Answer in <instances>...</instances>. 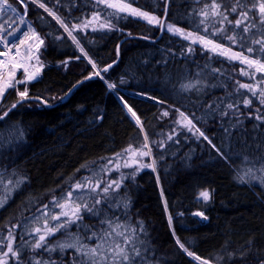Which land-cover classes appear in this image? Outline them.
I'll return each mask as SVG.
<instances>
[{"label":"trees","instance_id":"1","mask_svg":"<svg viewBox=\"0 0 264 264\" xmlns=\"http://www.w3.org/2000/svg\"><path fill=\"white\" fill-rule=\"evenodd\" d=\"M42 2L69 27L84 23L95 12H101L103 19L107 12L113 11L103 4L97 5L96 0ZM211 2L169 0L165 20L186 32L193 31L202 19L201 9ZM222 2L231 6L234 0ZM132 6L161 19L165 0H136ZM27 15L45 41L39 54L46 65L38 80L18 86L20 90L27 87L28 98L0 120V172L27 177L5 206L0 207V237L5 238L9 229L17 225L13 229L14 247H22L21 238L31 241L26 232L36 226L32 218L38 208L50 203L53 196L61 194L87 172L103 180L106 175L101 172L102 165L129 145L138 148L144 143L146 133L152 155L144 157L143 163L155 161V171L149 167L134 173L137 164L122 167L119 174L114 172L112 176L117 180L124 177L114 195L130 201L127 211L133 223L143 221L147 236L141 235V239L150 243L147 259L151 264H200L179 247L177 238L189 251L212 264H259L264 259V184L258 180L240 182L237 171L244 167L241 159L225 161L198 134L174 123L178 117L174 108L186 114H203L204 109H197L193 103L197 99L195 93L180 89L182 83L196 79L197 73L202 74L200 79H206L207 84L217 85L206 88L205 102L232 93L231 100L241 102L242 112H255L260 107L259 100L237 84V81L256 83L240 74V69L246 66L213 56L199 43L193 44L166 29L156 41L140 38L157 37L159 26L122 14L126 18L113 19L112 30L76 28L73 31L98 70L117 58L119 46L117 63L102 73L108 84L116 85L109 89L100 76L84 80L96 69L51 15L32 3L28 5ZM235 18V14L229 16L233 21ZM199 34H203L202 25ZM214 39L228 46L226 39L219 36ZM189 47L194 51L189 52ZM233 50L239 48L233 46ZM66 59H69L67 67L60 63ZM213 68L220 72L212 73ZM72 87L68 98L60 102ZM246 96L253 100L251 109L243 107ZM118 98L136 113L140 126L130 118ZM18 100L17 89H8L0 100V115ZM165 110L168 117L162 116ZM255 123L254 119L245 121L250 142ZM196 124L214 144H221L223 129L218 117ZM174 128L177 134L168 140ZM160 141H164L163 147L158 146ZM204 190L210 192L207 202L199 196ZM110 211L123 218L125 209ZM196 212H202L207 219L195 215ZM90 221L95 222L91 217L85 222ZM71 231L76 228L73 226ZM249 241H252L251 252L240 259L238 253L248 248ZM5 244L6 238L3 250ZM22 251V260L34 255L26 248ZM230 252L237 256L229 259ZM41 255L47 258L48 254L41 252ZM52 256L59 258L58 253ZM9 261L16 264L15 260Z\"/></svg>","mask_w":264,"mask_h":264},{"label":"snow or ice","instance_id":"2","mask_svg":"<svg viewBox=\"0 0 264 264\" xmlns=\"http://www.w3.org/2000/svg\"><path fill=\"white\" fill-rule=\"evenodd\" d=\"M135 2L136 0H96L97 5L103 4L105 8L113 10L106 13L103 18L105 22H99L101 12H95L92 19L86 20L82 25H73V30L88 27H92L94 31L97 29L112 30L115 27L112 22L113 19L126 18L122 15L126 13L140 17L150 25L166 29L173 35L190 40L193 44L199 43L204 50L211 52L213 56H222L229 62L238 61L241 65L246 66L240 69V74L249 77L250 80H254L256 83L237 81V84L239 89H246L252 97L259 100L260 107H257L255 112L249 111L247 114L242 112L240 109L241 102L231 100L232 93L205 102L206 88H215L217 85L207 84L206 79H200L202 74L197 73L196 79L182 83L180 89L185 93H195L197 99L193 103L197 109H204L203 114L201 116H196L195 112L186 114L180 108H174V111L178 113L174 123L180 128L198 134V138L202 137L206 140L212 149L216 151L217 156L225 161L236 158L241 159V164L244 167L237 171V179L240 182L258 180L261 184H264V87H261V85H264V0H234L231 6H226L222 0H212L211 4H205L204 8L201 9L199 15L202 19L199 21V25L193 31L187 32L173 23H167L165 19H159L147 11L132 7ZM167 2L168 0H165V17L168 12ZM29 3L36 4L51 15L72 37L80 52L87 57V53L73 35V30H69L63 20L50 8L46 7L42 0H16V4L24 9L23 15L9 0H0V15L9 12L14 13L19 22L23 24L25 23L24 17L27 15ZM231 14L236 15L234 21L229 19ZM15 22L13 19L10 23L14 24ZM4 23H9V21L6 20ZM218 24L220 27H217ZM200 25L203 26V34H199ZM228 25H232V28L229 29ZM0 31H4L3 24H0ZM16 31L18 29L13 28L7 32L6 36H0V40L4 42L6 48L8 47L7 37L14 36ZM229 31L232 34L229 35ZM23 36L24 38L20 40L19 45L13 43L11 47L16 49V55H20L21 46L27 45V49L24 50L27 53V59H34L39 66L35 68V71H30L32 67L30 64L17 62L15 59L0 60V97H3L8 89L15 88L17 84L36 80L44 67L38 55L45 43L44 39L31 26L28 27L27 32L23 33ZM217 36L226 39L229 42L228 46L217 42L214 39ZM29 41L33 43L29 44ZM233 46L238 47L239 50H233ZM188 51L192 52L194 49L189 47ZM0 55L6 54L0 52ZM117 56H119V46H117ZM62 63L67 67V61ZM89 63L93 65V68L96 67L91 59H89ZM115 63L116 61H113V64ZM111 67L112 65H108V68ZM205 67H208V65L206 64ZM19 68L24 69V80L16 79V70ZM108 68L103 71H107ZM211 71L216 73L220 72V69L213 68ZM258 73L261 74L259 77L257 76ZM95 75L99 76L100 72L97 71ZM115 87L114 84H108L109 89ZM17 94L20 100L12 104V108H15L21 100L28 98L27 87L24 91L17 90ZM242 104L244 108L251 109L253 100L246 96ZM125 107H128L126 103ZM128 111L133 117H136V113L131 107H128ZM7 115L8 112H4V115L0 116V120ZM162 116L168 117L169 112L167 110L163 111ZM217 117L219 118V126L223 129L219 146L214 144L212 139L196 124V122L206 123L207 119H216ZM250 119L257 122L253 124L251 129L253 134L251 142L247 139L249 130L245 128V121ZM137 124L140 125L138 117ZM141 131H144L142 125ZM176 134L174 128L173 134L169 135L167 139L172 140L173 135ZM151 143L155 144L157 142L151 141ZM149 144V137L145 133L143 144L138 148L129 145L121 152L116 153L113 159H108L107 163L102 165L101 172L107 175L112 170L119 171L121 167L128 168L137 164L139 166L134 169V173L141 168L149 167L155 171V161L152 164L143 163L144 157L152 155ZM237 144L239 147H237ZM158 146L163 147L164 141H160ZM109 165L112 167L110 168ZM241 171L243 175L240 174ZM123 179V176L120 180L108 181L85 177L83 180L70 185L69 191L61 197L53 196L52 201L38 208L37 215L32 218L34 224L39 226L27 229L26 234L32 237L31 241L21 238L22 247H14L13 229L17 225H13L9 229L6 238L7 251H3L5 238L0 237V264H9V260H15L16 264H151L147 259L150 243L146 239H141V235L147 236L143 221L137 220L133 223L127 211L130 207V201L117 199L114 195L121 188ZM26 180L27 177L17 176L15 172L11 175L0 172V207L5 206L11 194L19 189ZM199 196L208 201L210 192L208 190L201 191ZM120 207L125 209L123 218L110 211ZM53 209H59V212H55ZM195 215L207 219L202 212H197ZM88 217L94 218L95 222H85ZM169 225L171 226V217H169ZM73 226L76 231H71ZM57 234H59L58 237ZM173 234L175 235V233ZM176 243L187 255L199 261L200 264H212L211 261L202 259L194 252L189 251L178 238ZM251 247L252 241H249L248 248L240 251L238 257L240 259L246 258L251 252ZM23 248L34 254L27 261L21 258ZM41 252L47 253V258H44ZM53 253H58L59 258H53ZM66 253L67 258L65 257ZM236 256L237 253H228L229 259ZM222 259L223 257H217V260ZM259 264H264V259H260Z\"/></svg>","mask_w":264,"mask_h":264},{"label":"built area","instance_id":"3","mask_svg":"<svg viewBox=\"0 0 264 264\" xmlns=\"http://www.w3.org/2000/svg\"><path fill=\"white\" fill-rule=\"evenodd\" d=\"M9 2L12 3L13 6L17 7L11 0H9ZM17 9H18V12L21 15H23L24 11H21L18 7H17ZM13 19L16 22L14 24H11L10 22ZM6 20L9 21V23H4ZM24 20H25V23L21 24L19 22L18 17L16 16V14L11 13V12L0 15V24L4 25V31H0V36H6L7 32L11 31L13 28L18 29V31H16L14 36H8L7 37V43H8L7 48L5 47L4 42L2 40H0V52L6 54V55H0V60H5L6 58L7 59H15L17 62L30 64L32 66L30 68V71H35V68L38 67L39 65L36 63V61L34 59L33 60L27 59V53L24 50L27 49L28 46L27 45L21 46L22 51H21L20 55H16V49L11 47V45L13 43H15L17 45L20 44V40L24 38L23 33L27 32L29 26L33 27L37 31V29L35 28L33 23L30 21V19L27 17V15L24 17ZM31 43H33V42L29 41V44H31ZM9 52H10V54H9ZM19 69L23 70V72H24L23 68H19Z\"/></svg>","mask_w":264,"mask_h":264},{"label":"rangeland","instance_id":"4","mask_svg":"<svg viewBox=\"0 0 264 264\" xmlns=\"http://www.w3.org/2000/svg\"><path fill=\"white\" fill-rule=\"evenodd\" d=\"M15 3H16V0H13ZM18 5V4H17ZM20 8H23V7H21L20 5H18ZM47 7V6H46ZM132 7H134V6H132ZM49 8V7H48ZM134 8H136V7H134ZM52 10V9H51ZM53 11V10H52ZM142 11V10H141ZM126 14V13H125ZM127 15H129V14H127ZM93 16V15H92ZM92 16H90L89 18H88V20H90V19H92ZM130 16H132V15H130ZM133 18H137V19H139V20H142V21H145V22H147L146 20H144V19H142V18H140V17H136V16H132ZM99 22H105L103 19H101ZM99 22H97V23H99ZM83 24V23H82ZM82 24H80V25H82ZM61 26V25H60ZM68 28H69V30H73V27H69V26H67ZM88 28H92V27H88ZM62 29L64 30V28L62 27ZM65 31V30H64ZM74 31V30H73ZM66 34L68 35V33L66 32ZM69 36V35H68ZM70 37V36H69ZM39 58H40V60H43L42 59V57L40 56V54H39ZM64 61H67L68 62V59H66V60H64ZM63 62V61H62ZM62 62H60L61 63V65H63L64 66V64L62 63ZM43 65H46V63H43ZM24 78H25V73L22 71V70H20V69H17L16 70V79L17 80H24ZM31 82H33V81H30V82H27V83H21V84H17L16 86H15V88L17 89V90H19V91H24V90H20V88H18V86L19 85H22V84H24V85H29V83H31ZM2 99V97H0V100ZM121 163H123V161H121ZM110 168L112 167L111 165L109 166ZM122 168V167H121ZM121 168L119 169V171H115V170H112V171H110V172H108L107 173V175L106 176H104V178H103V180L104 181H108V180H117V178H115V177H113L112 176V174H114V172L115 173H117V174H119L120 172H121ZM86 169H87V167H86ZM116 174V175H117ZM85 177H93V180H96V179H100V176L99 177H97L96 178V176H94V175H91L90 176V174L87 172V173H85V174H83V176L82 177H80L77 181H80V180H83ZM76 181V182H77ZM76 182H74V183H71L70 185H73V184H75ZM70 185L61 193V194H59L58 196H56L57 198H59V197H61L62 195H64V194H66L67 193V191H69V187H70ZM53 199V198H52ZM52 199L50 200V202L52 201ZM200 199L203 201V202H207V201H205V200H203V198H201L200 197ZM49 204V203H48ZM53 211H55V212H59V209H53ZM197 213V212H196ZM199 217H201V216H199ZM36 226H39V225H36ZM8 237V235L5 237V238H7ZM3 251H7V239H6V244H5V249L3 250ZM11 263V261H9V264ZM12 264V263H11Z\"/></svg>","mask_w":264,"mask_h":264},{"label":"water","instance_id":"5","mask_svg":"<svg viewBox=\"0 0 264 264\" xmlns=\"http://www.w3.org/2000/svg\"><path fill=\"white\" fill-rule=\"evenodd\" d=\"M168 2H169V0H168ZM168 2H167V8H168ZM164 10H165V7H164ZM165 18H166V17H165V11H164V14H163V16H162L161 19H165ZM163 30H164V29H161V28L159 27V33H158L157 37H155V38L145 37V36H138V37L143 38V39H146V40H148V41H156V40L161 36ZM118 58H119V56H117V58L114 60V61H116V63H117V61H118ZM116 63H115V64H116ZM115 64H113V62H111V63H109L108 65H112V66H113V65H115ZM108 65L105 66L104 68H102V69L99 70L100 75H101L103 72H106V71H103V70H104L105 68H108ZM109 69H110V68H108V70H109ZM108 70H107V71H108ZM96 72H97V71H96ZM94 77H96L95 73L92 74V75H90V76H88V77H86L84 80H88V79H91V78H94ZM77 84H78V83H77ZM77 84H76L75 86H77ZM75 86H74V87H75ZM74 87H72V88L66 93V95L60 100V102L66 100V99L68 98V96L70 95V93H71V91L73 90ZM38 100H40L41 102L43 101L41 98H38ZM15 103H16V102H15ZM43 103L46 104V105H50V104L46 103L45 101H43ZM11 109H13V108L10 106L5 112H9ZM3 115H4V113H2L0 116H3ZM4 117H5V116H4ZM138 126H140V125H138Z\"/></svg>","mask_w":264,"mask_h":264},{"label":"bare ground","instance_id":"6","mask_svg":"<svg viewBox=\"0 0 264 264\" xmlns=\"http://www.w3.org/2000/svg\"><path fill=\"white\" fill-rule=\"evenodd\" d=\"M22 10V9H21ZM24 11V10H23ZM54 12V11H53ZM57 15V14H56ZM58 16V15H57ZM120 102L122 103L125 111L129 114L130 118L137 124V115L136 117H133L132 114L128 111V107H130L123 99L119 98ZM125 103L128 105V107H125ZM138 125V124H137Z\"/></svg>","mask_w":264,"mask_h":264}]
</instances>
